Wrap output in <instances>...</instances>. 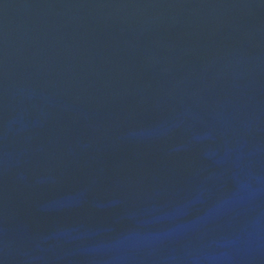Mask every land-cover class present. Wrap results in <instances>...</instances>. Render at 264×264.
Here are the masks:
<instances>
[{
	"label": "water",
	"instance_id": "water-1",
	"mask_svg": "<svg viewBox=\"0 0 264 264\" xmlns=\"http://www.w3.org/2000/svg\"><path fill=\"white\" fill-rule=\"evenodd\" d=\"M0 264H264V0H0Z\"/></svg>",
	"mask_w": 264,
	"mask_h": 264
}]
</instances>
